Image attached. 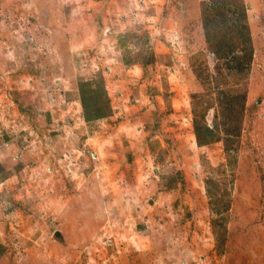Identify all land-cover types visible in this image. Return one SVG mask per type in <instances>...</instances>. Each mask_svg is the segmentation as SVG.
I'll return each instance as SVG.
<instances>
[{"label":"rangeland","instance_id":"1","mask_svg":"<svg viewBox=\"0 0 264 264\" xmlns=\"http://www.w3.org/2000/svg\"><path fill=\"white\" fill-rule=\"evenodd\" d=\"M0 264H264V0H0Z\"/></svg>","mask_w":264,"mask_h":264},{"label":"trees","instance_id":"2","mask_svg":"<svg viewBox=\"0 0 264 264\" xmlns=\"http://www.w3.org/2000/svg\"><path fill=\"white\" fill-rule=\"evenodd\" d=\"M221 34V33H220ZM218 32H211L208 31L207 33V39L211 42L213 39L212 37H218L220 35ZM223 43H226L227 41L221 40ZM221 43V44H223ZM212 44V43H211ZM215 51L219 54L221 57L219 49L214 48ZM216 53V54H217ZM98 81H96L97 83ZM100 85L96 88L93 86L95 81H86L83 83L85 86L83 89L82 94V103L85 111V116L90 118H101L107 114H109L111 110V105L109 101V95L107 93V90L105 88L104 78L100 79ZM197 138L200 144H203V139L201 138L200 131H198L197 128ZM205 143V142H204Z\"/></svg>","mask_w":264,"mask_h":264},{"label":"water","instance_id":"3","mask_svg":"<svg viewBox=\"0 0 264 264\" xmlns=\"http://www.w3.org/2000/svg\"><path fill=\"white\" fill-rule=\"evenodd\" d=\"M57 235H59V232H57Z\"/></svg>","mask_w":264,"mask_h":264}]
</instances>
